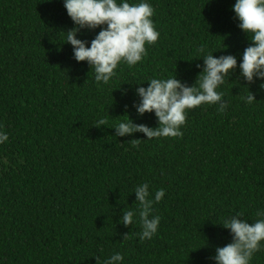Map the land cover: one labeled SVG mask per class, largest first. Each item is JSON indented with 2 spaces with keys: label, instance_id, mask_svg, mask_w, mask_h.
<instances>
[{
  "label": "trees",
  "instance_id": "obj_1",
  "mask_svg": "<svg viewBox=\"0 0 264 264\" xmlns=\"http://www.w3.org/2000/svg\"><path fill=\"white\" fill-rule=\"evenodd\" d=\"M148 2L159 39L146 45L142 62L121 63L108 84H97L64 43L74 24L63 0H0V131L9 137L0 144V264H103L115 252L122 264H215V249L232 240L225 218H259L264 91L257 81L250 87L257 101L245 103L239 68L220 89L227 107L188 110L182 136H114L110 127L126 114L158 126L154 113L140 116L132 107L144 81L175 72L192 86L203 68L201 47L226 46L214 56L236 55L239 64L249 43L235 0ZM98 31L78 38L91 41ZM100 119L107 125L96 127ZM142 183L153 198L165 190L153 205L161 221L150 240L140 239L133 191ZM128 210L136 217L126 226L120 221ZM250 264H264V247Z\"/></svg>",
  "mask_w": 264,
  "mask_h": 264
},
{
  "label": "clouds",
  "instance_id": "obj_2",
  "mask_svg": "<svg viewBox=\"0 0 264 264\" xmlns=\"http://www.w3.org/2000/svg\"><path fill=\"white\" fill-rule=\"evenodd\" d=\"M63 5L74 24L70 30L63 31L64 43L72 46L75 61L87 62L94 71L97 84H108L121 63L135 66L142 62L147 55L146 45L156 43L160 37L152 20L154 9L148 0L131 3L129 0H63ZM232 11L239 21L238 28L249 41L240 54L239 64L236 55L214 56V52L226 50V46L214 52H205V48L201 47L199 58L203 59V68L192 86L181 82L174 72L168 78L147 79L144 81L147 87H136L135 92L140 99L132 107L140 116L154 113L158 126L134 123L126 114L122 115L125 119L110 127L116 130L114 136L123 137L137 132L145 134L146 140L182 136L181 126L186 122L188 110L202 104H219L220 111L227 107L220 89L237 68L246 81L242 86L247 88V94L241 99L248 104L257 101L250 87L259 81V90L264 91V0H235ZM96 29L99 31L91 41L78 38L83 30ZM144 82L135 84L143 85ZM127 108L125 105L126 111ZM106 125L107 121L100 119L96 127ZM8 139V134L0 131V144ZM133 191L140 205V239L150 240L157 234L161 221L160 216L152 215L153 205L164 198L165 190H156L153 198L149 184L142 183ZM256 215L259 218L251 224L242 213L225 218L222 226L230 230L232 240L215 249L216 254L211 257L215 264H250L254 253L264 247V209L258 210ZM135 217L133 210L124 211L120 222L126 226L133 225ZM123 260L124 256L115 252L103 264H122Z\"/></svg>",
  "mask_w": 264,
  "mask_h": 264
}]
</instances>
